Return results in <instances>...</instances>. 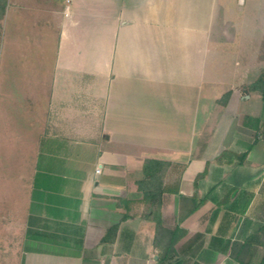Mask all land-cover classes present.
<instances>
[{"label":"crops","instance_id":"obj_1","mask_svg":"<svg viewBox=\"0 0 264 264\" xmlns=\"http://www.w3.org/2000/svg\"><path fill=\"white\" fill-rule=\"evenodd\" d=\"M0 12V264H264L259 24L239 52L218 0Z\"/></svg>","mask_w":264,"mask_h":264},{"label":"rangeland","instance_id":"obj_2","mask_svg":"<svg viewBox=\"0 0 264 264\" xmlns=\"http://www.w3.org/2000/svg\"><path fill=\"white\" fill-rule=\"evenodd\" d=\"M218 15L219 18L228 20L232 24L231 37L233 45L238 46V43L242 44L244 42V45L239 48V52H246L248 49L246 42L250 38L248 37L249 31L251 32L259 24V28L262 30L254 35L256 42L258 39L260 41L257 46L261 50L259 52L260 58L257 56L258 59H256L259 61L262 60L261 57L264 59V0H218ZM251 60L252 58L249 61ZM262 68L264 71V65H262Z\"/></svg>","mask_w":264,"mask_h":264},{"label":"trees","instance_id":"obj_3","mask_svg":"<svg viewBox=\"0 0 264 264\" xmlns=\"http://www.w3.org/2000/svg\"><path fill=\"white\" fill-rule=\"evenodd\" d=\"M1 14V12H0ZM250 89L251 90H259L261 92H263L264 94V71H262V73L260 74V76L258 77V79L252 83L250 85ZM230 93H226L223 97H228ZM149 166H147L149 170V175H150V182H151V188L149 189H145L143 188L144 191V196L146 198H151L153 205H154V220L156 222V228H157V232L158 231H163L164 233H166L169 237V242H168V248L166 249V253H171L173 252V246L174 243L177 241L179 234H178V229H169V230H165L163 228L162 225V220H161V213H160V207H161V201L158 199V196L161 193V188L160 185H158V176H157V172L161 170L162 165L164 164H168V162H164V161H159V160H149L148 161ZM142 189V186H140Z\"/></svg>","mask_w":264,"mask_h":264},{"label":"built area","instance_id":"obj_4","mask_svg":"<svg viewBox=\"0 0 264 264\" xmlns=\"http://www.w3.org/2000/svg\"><path fill=\"white\" fill-rule=\"evenodd\" d=\"M97 171H99V169H97Z\"/></svg>","mask_w":264,"mask_h":264}]
</instances>
